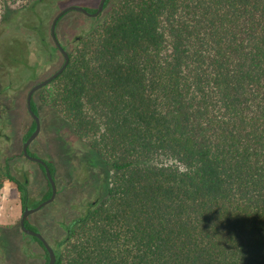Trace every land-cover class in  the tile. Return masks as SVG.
Returning a JSON list of instances; mask_svg holds the SVG:
<instances>
[{"label":"trees","instance_id":"16d2710c","mask_svg":"<svg viewBox=\"0 0 264 264\" xmlns=\"http://www.w3.org/2000/svg\"><path fill=\"white\" fill-rule=\"evenodd\" d=\"M99 16L43 87L109 171L53 264H264V0H118ZM13 160L0 148V197L8 181L33 207Z\"/></svg>","mask_w":264,"mask_h":264},{"label":"rangeland","instance_id":"374dc122","mask_svg":"<svg viewBox=\"0 0 264 264\" xmlns=\"http://www.w3.org/2000/svg\"><path fill=\"white\" fill-rule=\"evenodd\" d=\"M117 1L109 0L107 7L99 13L98 21ZM98 2L0 0V148L14 155V171L28 173V190L33 200L42 198L47 185L37 164L21 156L22 137L32 123L26 110V93L62 63V56L54 48L49 34L54 15L67 5L96 8ZM95 23L80 12L68 11L56 23V38L68 51L75 37ZM43 87L32 94L40 130L29 144V150L53 163L56 195L51 203L29 215V220L48 244L54 245L65 235L62 225L82 216L90 202L103 196L109 171L93 158L70 126L44 103L46 91ZM10 190L5 186L0 197V219L5 221L0 222V226L10 227L3 233L7 246L4 248L0 244V264H43L41 248L19 232L17 194L14 189Z\"/></svg>","mask_w":264,"mask_h":264},{"label":"water","instance_id":"95a60500","mask_svg":"<svg viewBox=\"0 0 264 264\" xmlns=\"http://www.w3.org/2000/svg\"><path fill=\"white\" fill-rule=\"evenodd\" d=\"M105 0H99L97 7L95 8V10L93 12H89L85 9V7L81 6V5H67L65 7H63L62 9H60L52 18L51 23H50V27H49V34H50V38L54 44V46L57 48V50L60 52L61 56H62V63L60 64V66L53 71L50 75H48L47 77H45L44 79H42L41 81H38L36 83H34L27 91L26 93V97H25V105H26V110L28 111L29 115L31 116V118L34 121V129L33 131L30 133V135L26 138V140L22 143V154L24 157H26L29 160L35 161L37 163H39L40 165H42L44 173H45V177L50 185V196L39 202L35 207H24L21 211L20 214V218L18 221V225H19V229L20 231H22L23 233L27 234V235H31L36 237L43 245L44 249L47 252L48 255V260L44 263V264H53L54 260H55V255L54 252L52 250V248L50 247V245L47 243V241L44 239V237L41 235V233L37 232V231H33L29 228H26L24 226V219L26 218V216H28L29 214H31L32 212L38 210L39 208H41L43 205L51 202L54 198V194H55V184L53 181V178L49 172V169L47 167V165L45 164V162L38 158V157H34L28 154L27 152V146L28 144L35 138V136L38 133L39 130V121H38V117L35 115V113L33 112L32 108H31V97L32 94L38 90L39 88L45 86L46 84H48L53 78H55L67 65L68 62V53L67 51L63 48V46L59 43L58 39L56 38L55 35V26H56V22L57 20L66 12L68 11H77L82 13L85 16L88 17H95L97 16L103 9V5H104Z\"/></svg>","mask_w":264,"mask_h":264},{"label":"flooded vegetation","instance_id":"af4514ba","mask_svg":"<svg viewBox=\"0 0 264 264\" xmlns=\"http://www.w3.org/2000/svg\"><path fill=\"white\" fill-rule=\"evenodd\" d=\"M31 98H32V97H31ZM27 112H28V111H27ZM28 114H29V113H28ZM35 115H36V114H35ZM36 116H37V115H36ZM30 117H31V116H30ZM31 119H32V118H31ZM32 121H33V119H32ZM38 121H39V120H38ZM33 123H34V121H33ZM33 129H34V128H33ZM39 130H40V125H39ZM39 130H38V133H39ZM32 131H33V130H32ZM32 131H31V132H32ZM38 133H37V135H38ZM29 135H30V134H29ZM29 135H28V136H29ZM37 135H36V136H37ZM28 136H27V137H28ZM36 136H35V138H36ZM27 137H26V138H27ZM35 138H34V139H35ZM34 139H33V140H34ZM25 140H26V139H25ZM25 140H24V141H25ZM33 140H32V141H33ZM24 141H22V143H23ZM32 141H31V142H32ZM31 142H30V143H31ZM22 143H21V147H22ZM30 143H29V144H30ZM29 144H28V146H27V152H28V150H29ZM29 151H30V150H29ZM21 152H22V150H21ZM30 152H31V151H30ZM32 153H33V152H32ZM28 154H29V153H28ZM33 154H35V153H33ZM29 155H30V154H29ZM22 156H23V154H22ZM31 156L38 157L36 154H35V155H31ZM23 157H24V156H23ZM24 158H25L26 160H28V161H31V162L36 163L37 166L40 165L39 163H37V162H35V161H32V160L27 159L26 157H24ZM38 158H40V157H38ZM40 159H42V158H40ZM42 160L44 161V160H46V159H42ZM44 162H45V161H44ZM45 164H46V163H45ZM46 165H47V164H46ZM41 166H42V165H41ZM38 167H39V166H38ZM47 167H48V166H47ZM39 168H40V167H39ZM40 169H41V168H40ZM41 170H42V169H41ZM43 172H44V170H43ZM43 172H42V173H43ZM49 172H50V171H49ZM44 175H45V173H44ZM51 176H52V175H51ZM54 176H55V173H54ZM45 178H46V177H45ZM52 178H53V181H54V184H55L54 177H52ZM46 180H47V179H46ZM45 182H46V181H45ZM9 184L12 186V188L14 189V191H15L16 194H17V200H18L19 209H20V214H21L22 209H23L24 207H28V206H24L23 208L20 207V202H19L18 192L16 191L15 187H14L10 182H9ZM48 184H49V183H48ZM46 185H47V184H46ZM49 186H50V185H49ZM45 193H46V192H45ZM45 193H44V194H45ZM50 193H51V190H50ZM28 194H29V197H30V202H31V201H36V202H38V203L41 202V201H43V200H45V199H47V198L50 196V194H49L47 197L44 198V197H43L44 194H43L42 198H40L39 200H33V199H31V196H30L29 190H28ZM55 195H56V185H55V194H54V198H55ZM54 198H53V200H54ZM53 200H52V201H53ZM52 201H51V202H52ZM94 201H96V200H93L92 202H94ZM51 202H49V203H51ZM92 202H90V203H92ZM38 203H37V204H38ZM37 204H36V205H37ZM47 204H48V203H47ZM47 204H45V205H47ZM36 205H35V206H36ZM45 205H43L41 208H43ZM35 206H33V207H35ZM41 208H39L38 210H40ZM38 210L32 212L31 214L37 212ZM31 214H29V215H31ZM29 215L26 216V218H27L28 220H29ZM19 218H20V215H19ZM19 218H18L17 222L19 221ZM26 218H25V219H26ZM25 219H24V220H25ZM75 219H76V218H75ZM29 222H30V220H29ZM71 222H72V221H71ZM30 223H31V222H30ZM31 224H32V223H31ZM32 225L35 226L34 224H32ZM18 227H19V225H18ZM62 227L65 229V226L62 225ZM65 231H66V230H65ZM37 232H38V231H37ZM39 233H40V232H39ZM41 235H42V234H41ZM42 236H43V235H42ZM44 239H45V238H44ZM45 240H46V239H45ZM47 243H48V242H47ZM43 264H44V263H43Z\"/></svg>","mask_w":264,"mask_h":264},{"label":"crops","instance_id":"0c3cea01","mask_svg":"<svg viewBox=\"0 0 264 264\" xmlns=\"http://www.w3.org/2000/svg\"><path fill=\"white\" fill-rule=\"evenodd\" d=\"M5 186H6L9 190H10V188H12L8 181H5V182H4L3 187H2V190H3V188H4ZM12 189H13V188H12ZM10 191H11V190H10ZM10 215H11V214H10ZM0 218H1V216H0ZM2 219H4V218H2ZM2 219H0V222H4V223H5V221L2 220ZM6 222H10V221H6ZM0 224H2V223H0Z\"/></svg>","mask_w":264,"mask_h":264},{"label":"clouds","instance_id":"9594fccd","mask_svg":"<svg viewBox=\"0 0 264 264\" xmlns=\"http://www.w3.org/2000/svg\"><path fill=\"white\" fill-rule=\"evenodd\" d=\"M180 170L183 171L184 169L181 167Z\"/></svg>","mask_w":264,"mask_h":264}]
</instances>
